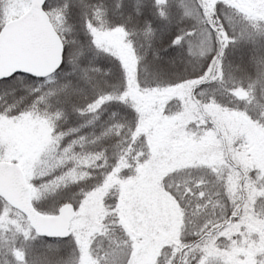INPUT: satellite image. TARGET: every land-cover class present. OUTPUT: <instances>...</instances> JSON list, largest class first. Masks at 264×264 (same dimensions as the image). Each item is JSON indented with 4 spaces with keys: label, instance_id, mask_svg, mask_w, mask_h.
Wrapping results in <instances>:
<instances>
[{
    "label": "snow or ice",
    "instance_id": "1",
    "mask_svg": "<svg viewBox=\"0 0 264 264\" xmlns=\"http://www.w3.org/2000/svg\"><path fill=\"white\" fill-rule=\"evenodd\" d=\"M19 6L17 0H0V121L11 123L27 118L28 113L40 114L39 105L51 107L53 99L57 103L61 102L60 97H64L63 102L67 103L73 95L85 92L83 87L78 86L79 82H83L97 95L90 102L75 109L81 117H87L80 128L98 123L102 126L99 135H95L91 143H97L114 133L122 138L123 147L128 137L133 134V126L138 128L145 120L144 110L136 102L138 95L150 96L157 90L182 88L186 85L201 89L212 85L223 87L237 105L234 111H239L241 104L254 105L255 110L245 107L244 111L264 125V56L254 60L255 71L247 77V85L242 79L237 80L232 64L228 62L230 49L245 42H255L257 37L264 38V0H246V6L254 8L257 16L241 11L232 0H197L194 7L181 0L179 23L191 21V24L189 27L170 30V48L173 51L179 50L188 58L185 74L175 79L165 78L159 65V54L150 58L149 55L139 56L137 53L134 55L133 64L99 46L98 28L103 30L107 26L111 32L106 34L127 38L130 51L135 49L132 37L138 34L129 31L127 25L119 19L114 18L109 22V11L103 6H91L84 0H79V6L84 9L80 14V27L88 36L87 47L76 39L69 40L65 35V32L71 33L75 30L74 26L68 25L70 14L77 7L73 0H63L57 8L51 7L47 0H40L41 15L57 22L52 27L45 25L42 38L35 42L22 41L18 36L22 21L13 16L10 10ZM28 6H34L31 0ZM153 6L159 19L170 27L172 19L167 0H153ZM120 7L122 6H118ZM136 12L137 15L140 14L139 8ZM65 25L67 27H63ZM142 34L151 48L157 29L148 24ZM105 60L110 64L106 70L102 67ZM69 67L70 71L67 70ZM142 75L145 78L144 83L141 82ZM148 77L152 79L151 84L147 83ZM9 96L16 99L9 103ZM208 99L214 101L215 95ZM197 103L208 106L204 101ZM110 108L112 111L109 112L107 120H104V115ZM43 115L53 122L50 130L56 133L62 151L71 157L72 165H65L58 170L59 175L53 174L51 178L34 186L33 191L39 189L38 200H48V206L55 210L42 211L41 207L33 206V213L44 222H63L66 217L70 219L59 231L42 230L39 223H25L23 243L26 249H33L34 242L45 237L50 242L47 243L44 253L34 255L31 261L25 259L23 264H209L207 253L210 243L217 235L213 229L219 231L222 225L231 223L242 207L230 194V189L222 183V172L215 174V180L205 176L193 179L186 185L193 191L191 195L182 194L183 199L169 189V195L182 205L183 215H189L191 205L190 215L197 219L191 233L193 240L178 238L174 244H168L161 249L156 237L160 232H167L174 226L169 224L148 192L150 168L161 158L160 142L158 138L150 136L142 145V150L147 151L137 161L136 174L123 179L122 188L106 198L102 213L94 221H90L87 227H82L81 221L86 216L89 196L111 181L119 168L110 161L106 148L98 152L83 150L85 143L89 141L87 135L80 134V128H59L56 121L64 118L62 111L57 110L54 115L44 112ZM164 119L167 121V114ZM205 120L207 121V117ZM210 123H205L203 129L196 125L192 130L197 141L202 140L205 133L210 135L214 130L209 126ZM3 158L4 152L0 149V159ZM89 161L95 167L87 175V179L97 182L90 189H82L77 194L78 198L61 187L48 188L56 180L71 175L74 168L83 171L81 165L88 164ZM72 178L75 180L76 177L73 175ZM24 180L27 182V177ZM197 181L202 185L199 188L195 187ZM133 184L142 186L143 195L137 197L135 207L136 213L142 219L130 226L125 208L129 197L133 195L129 188ZM216 184L219 187L212 191L210 186ZM66 187L71 188V185ZM255 187L264 191V177L255 180ZM222 188L225 190L221 191ZM221 201H231V215H227L226 211L225 216L219 218L208 213L202 221L199 219L202 210L209 203L215 207ZM182 230L188 231L187 220ZM18 236L19 234L14 233L13 243ZM97 238L107 241V246L102 250L103 255L92 246ZM148 243L153 246L154 257L151 259L142 256V249Z\"/></svg>",
    "mask_w": 264,
    "mask_h": 264
},
{
    "label": "trees",
    "instance_id": "2",
    "mask_svg": "<svg viewBox=\"0 0 264 264\" xmlns=\"http://www.w3.org/2000/svg\"><path fill=\"white\" fill-rule=\"evenodd\" d=\"M56 1L58 0H47L50 6ZM85 1L89 2L88 5L91 6L107 8L109 11L107 20L109 22L114 18L119 19L121 23L127 25L129 31L138 33L132 37L135 42L134 54L138 53L139 56L149 55L150 58L159 54L161 58L159 65L165 74V78L175 79L185 74L188 58L186 55H182L179 50L173 51L168 40L171 35L170 30L189 27L191 24V21H186L183 24L179 23L181 0H167L172 19L170 27L156 15L153 0ZM183 3L194 7L197 0H183ZM118 6L122 7L118 8ZM137 8L140 10L139 15L136 12ZM76 14L77 11L73 9V16L71 15V17L76 20V26L79 29L78 38L83 43L84 38L87 39V35L79 26ZM51 20L55 25L54 19L51 18ZM148 24L157 29V36L154 41H151V48H149V41L142 34L143 29ZM105 28L109 27L105 26ZM84 46L87 47V43ZM261 56H264V38L261 37H257L255 42H245L237 48L229 50L228 62H231L232 71L238 81L242 79L243 83L247 85V77L253 75L255 71L254 60H258ZM102 63L105 70L110 67L108 61L105 60ZM67 70L70 71V67ZM141 82H145L143 75L141 76ZM147 83H152L151 77L147 78ZM79 87H83L85 92L73 95L67 103L63 102L64 97H60L61 102L57 103L53 99L51 107L44 104L39 105L40 109H48L51 114L57 110L64 113V118L56 121L61 129L80 128L87 120V117H81L75 109L93 100L97 93L92 91L88 85ZM213 89H215V92H213ZM198 93H202V95H197ZM213 95H215V100L209 101L208 98ZM14 99L16 98L9 96L8 102L11 103ZM197 101H204L208 106L205 107L204 104L197 103ZM136 102L143 108L145 120L138 128L135 125L133 126V134L128 137L127 143L123 147H121L123 144L122 138L114 133L97 143L90 142L102 130L100 123L95 126L80 128V134L87 135L89 141L85 143L83 150L98 152L106 148L110 161L119 168L111 181L89 196L86 205V216L81 221V226L87 227L90 221H94L102 213L104 202L109 194L120 189L123 179L136 174L137 161L147 151V149L142 150V145L147 140L146 135L157 132L158 137H162L165 144H160L159 147L163 160L158 164L160 175L157 176V182L153 183L152 191L157 192L160 197L167 195L168 198H171L178 212L176 215L175 212L172 214L175 218L173 219V225L176 233L173 239L167 238L164 241L162 248L168 244H174L178 238L193 240L194 237L191 233L197 219L190 215L191 205H189V215L187 217L183 215L182 205L169 195V189L183 199V195H191L193 189L186 185L191 183L193 179L205 176L215 180V174L222 172L224 175L222 183L226 185L227 189H230V194L242 207L239 215L231 223L222 225L219 231L213 229L217 235L210 243L207 253L209 264H237L238 256L246 251L250 253L254 264H264V191L255 187V180L264 177V125L254 120L248 112L244 111L245 107L249 110H255L254 105L245 106L241 104L239 105L240 110L234 111L237 105L233 102L232 96L226 93L223 87L217 85L206 86L204 89L194 85H186L182 88L170 90L161 89L150 96L138 95ZM110 111H112L111 108L105 113L104 120H107ZM148 112L154 115L152 119L146 117ZM165 114L168 117L167 121L164 119ZM173 117L177 118L173 119ZM205 117H207V121ZM207 122H211L209 126L214 130L210 135L205 133L202 140L197 141L192 134V130L196 125L203 129ZM53 134L56 133L53 132ZM168 139L172 142L177 140L175 144L178 142L182 144L172 147V143H166ZM259 141L263 147L262 165H258L253 159V152L255 153ZM57 144L55 154L58 155L55 156H62L64 163L55 165L51 171L45 173L44 177L36 181L38 183L35 182L34 184L32 182L33 188L39 185L41 181L51 178L53 174L59 175L58 170L65 165H72L71 157L63 153L59 142ZM77 151H80V149L77 148ZM94 167L95 165L89 161L88 164L81 165L83 171L74 168L71 175H65L62 179L56 180L54 183L49 184L48 188L61 187L68 191L70 195L78 198L77 194L82 189H90L97 182L87 179V175ZM73 175L76 177L75 180L72 178ZM66 185H71V188H67ZM201 186V182L197 181L195 187L199 188ZM210 187L212 191H215L219 184ZM129 188L134 193L135 186L132 185ZM36 190L39 192L38 188ZM220 190L224 191L225 189ZM213 200H215V196H213ZM33 205L41 207L42 211L55 210L48 206V200L40 199L38 201V197L33 199ZM4 209L5 211L8 209L10 215L17 213L0 199V215ZM226 211L227 215H231V201H221L215 207L212 203H209L208 207L202 210V216L199 219L202 221L208 213H211L213 217L223 218ZM19 215L21 222L17 221L16 225L12 224L0 230V264H23L25 259L31 261L34 255L44 253L47 243L50 242L47 238L39 239L34 242L33 249H26L23 243V233L26 230L24 225L27 220L21 214ZM186 220L188 221V231H183ZM14 233L19 234V236L13 243ZM178 234H180V237H178ZM117 235H120V233L117 232ZM92 246L103 255L102 250L107 246V241L97 238ZM240 251H242L241 254H239ZM16 253L20 254L21 257L19 258ZM66 254L67 252H65Z\"/></svg>",
    "mask_w": 264,
    "mask_h": 264
},
{
    "label": "rangeland",
    "instance_id": "3",
    "mask_svg": "<svg viewBox=\"0 0 264 264\" xmlns=\"http://www.w3.org/2000/svg\"><path fill=\"white\" fill-rule=\"evenodd\" d=\"M28 2L29 0H17V3L20 6L18 8L11 9V14L17 17L22 15L28 9ZM84 2L86 4H89V2L85 0ZM232 2L235 3L241 11L247 12L249 15L252 14V16L258 15L254 8H249L246 6V0H232ZM62 3L63 0H58L55 3H52L54 6L52 5L51 7L57 8ZM73 3L77 4V7H75L74 9L77 11L76 17L78 18V22L80 24V14L84 9L79 6V0H73ZM71 15L72 13L70 14V17ZM51 21L53 22V20ZM54 21L55 23L57 22L55 19ZM68 25L74 26L75 30L71 33L65 32L67 38L69 40L76 39L78 42L81 43V39L78 38L79 29L76 26V20H73L72 17L69 18ZM63 27L67 26L65 25ZM98 32L100 33V47L107 49V51H109L110 53H115L119 56H122L130 63H135V54L133 51H130L127 44V38H121L118 35L106 34L111 32V29L109 28H104L103 30L98 28ZM86 43L88 44V36L86 40L84 38V42L82 44L85 45ZM73 79L74 83H76L75 78ZM81 85L85 84H83V82H79L78 86ZM44 112L49 113L50 111L48 109L43 108L41 109L40 114L28 113L27 118L22 119L20 121H13L11 123L7 121H0V149H2L4 152V158L0 160L14 161L20 165L25 177H27V183L31 187L32 203L33 199H35V197H38L39 195V192L37 190L33 191L32 182L35 184L36 181L44 177L46 172L51 171L53 167H55V165H62L64 163V159L62 156H55L58 155L55 154V150L57 149L56 145H58L57 142L59 141H57L56 139V134H53V131L50 130L53 126L52 121H50L47 116L43 115ZM55 113L56 112L51 114L50 112L49 114L54 115ZM146 115L148 119L150 117L152 119V117L154 116L151 112L146 113ZM147 135L146 138L150 136L156 137L158 138L160 144H165V141L162 139V137H158L159 134L157 132H152L148 136ZM176 141L173 140L172 142L170 139H168L166 140V143H172V147H175V145L177 144H182L181 142L175 144ZM260 143V141L259 143H257L255 153L253 152L254 162L258 165L263 164V147ZM162 160L163 158H160L159 162L150 168V188L148 192L151 199L158 206V209L168 219L169 224L173 225V219L175 218H173L172 214L174 212L175 215L178 214L177 208L175 207L173 200L171 198H168L167 195H163L162 197H160L157 192L152 191L153 183L157 182V176L160 175V170H158L160 169V167L158 164L162 162ZM133 185L135 186L134 193L132 196L129 197V203L125 208V211L127 213L126 219L130 226L135 225L139 219H142V217L135 211V207L138 202L137 197L143 195L142 186H137L135 184ZM121 188L122 185H120V189ZM38 201H40V199ZM6 210L7 211H5L4 209L2 214L0 215V230L5 229L7 226L12 224L16 225L17 221L21 222V218L18 213H13L10 215V213L8 212L9 210ZM175 233V227L170 228V230L167 232H160L159 236L156 237L158 246L162 249L164 241L167 238L173 239ZM241 253L242 251L239 252V254ZM17 256L19 258L21 257L20 254H17ZM142 256L145 259H151L154 257L153 246L151 243H148L142 249ZM238 257L239 259L237 264H254L250 253L247 251L241 254V256L239 255Z\"/></svg>",
    "mask_w": 264,
    "mask_h": 264
},
{
    "label": "water",
    "instance_id": "4",
    "mask_svg": "<svg viewBox=\"0 0 264 264\" xmlns=\"http://www.w3.org/2000/svg\"><path fill=\"white\" fill-rule=\"evenodd\" d=\"M31 2L34 6L28 7L18 17L22 21L18 29V36L26 42H35L42 38L45 25L53 26L50 17L41 15L40 0H31ZM24 177L18 163L0 160V198L11 208L23 214L28 222L39 223L42 230H62L70 219L69 217H66L63 222H44L35 216L31 201V188L25 182Z\"/></svg>",
    "mask_w": 264,
    "mask_h": 264
},
{
    "label": "bare ground",
    "instance_id": "5",
    "mask_svg": "<svg viewBox=\"0 0 264 264\" xmlns=\"http://www.w3.org/2000/svg\"><path fill=\"white\" fill-rule=\"evenodd\" d=\"M22 169V168H21ZM23 171V170H22Z\"/></svg>",
    "mask_w": 264,
    "mask_h": 264
}]
</instances>
